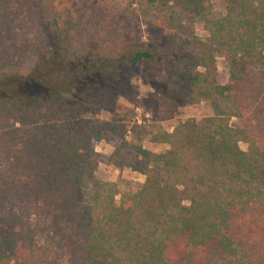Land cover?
Instances as JSON below:
<instances>
[{"label": "trees", "instance_id": "trees-1", "mask_svg": "<svg viewBox=\"0 0 264 264\" xmlns=\"http://www.w3.org/2000/svg\"><path fill=\"white\" fill-rule=\"evenodd\" d=\"M61 1L0 0V264H264V0ZM143 3L185 36L146 44ZM136 68L162 120L213 114L136 147L129 190L95 145Z\"/></svg>", "mask_w": 264, "mask_h": 264}, {"label": "rangeland", "instance_id": "rangeland-1", "mask_svg": "<svg viewBox=\"0 0 264 264\" xmlns=\"http://www.w3.org/2000/svg\"><path fill=\"white\" fill-rule=\"evenodd\" d=\"M63 7L71 9L72 12L77 10V4L67 0L61 1L60 8ZM213 7L214 13H219L222 5L218 0H214ZM139 11L143 15L142 35L146 44H154L156 41L162 43L164 34H176V38L185 36V28L177 34L174 28L175 22L168 19L170 11L167 7L149 8L146 11L143 3ZM195 33L202 39L207 35L205 31L199 29H196ZM217 69L221 74L219 80L225 81L222 65L219 64ZM128 85L118 99V106L103 109L97 116L101 122H113L115 132L106 133L104 140L95 145L98 161L96 175L101 180L119 182L123 188L133 190L144 180L140 173L144 162L137 154L136 147L141 146L147 150L160 152L166 147L151 142L155 133L160 130L171 132L177 119L195 118L199 120L211 116L213 112L209 104L200 103L182 107L173 119L162 120L157 94L152 87L145 84L140 69L136 68L130 72ZM240 148L245 151L246 145L241 143ZM118 164H122L121 171L117 167ZM62 264H66V259Z\"/></svg>", "mask_w": 264, "mask_h": 264}, {"label": "built area", "instance_id": "built-area-1", "mask_svg": "<svg viewBox=\"0 0 264 264\" xmlns=\"http://www.w3.org/2000/svg\"><path fill=\"white\" fill-rule=\"evenodd\" d=\"M137 111H139L138 109H137ZM136 120L139 122V120H138V118L136 117Z\"/></svg>", "mask_w": 264, "mask_h": 264}]
</instances>
